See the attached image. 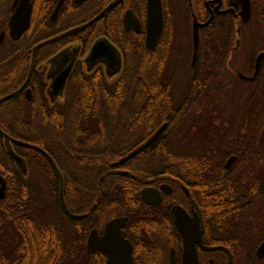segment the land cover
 Segmentation results:
<instances>
[{"label":"flooded vegetation","instance_id":"1","mask_svg":"<svg viewBox=\"0 0 264 264\" xmlns=\"http://www.w3.org/2000/svg\"><path fill=\"white\" fill-rule=\"evenodd\" d=\"M114 1L0 0V35H3L0 69L5 65V46L7 51L12 47L11 52L18 53L22 52L26 40L40 39L30 47L29 64L31 72L37 71L45 76L46 92L50 83L47 76L61 73L73 59L62 97L76 69L86 80H90V75L100 74L108 81L88 84L84 104L90 107L121 106L122 89L127 86L115 82L129 53L135 58L146 55L151 61L146 71L149 75L161 74L164 81L166 73L172 77L167 83L128 86L131 92L128 116L88 118L86 136L93 142H86L83 151L99 154L129 148L105 167L109 177L128 179L136 195H103L99 199L83 196L82 200L87 202L86 211L68 214V217L73 222L83 221L87 229L79 235L76 228L69 227L72 238L67 244L68 263L170 264L173 258V264H251L240 257L249 250L255 253L264 241V237L259 241L253 237L264 221V59L256 70V58L261 52L253 54L248 51L252 32L250 20L255 10L252 0L247 21H243L240 15V0H160L162 12L173 11L172 15L175 11L184 12V23L187 27L191 25V33L194 19L200 24L210 20L208 25L199 29V52L194 64L192 37L190 48L187 43L183 48L182 43L176 47V54L171 51L172 16L166 24L164 12L162 32L152 48L147 47L148 0H119L87 28L67 33L92 20ZM15 11L20 14L30 11L29 26L18 40L10 36L9 24ZM54 11L58 12L52 18ZM90 11L97 12L89 18ZM127 11L137 21L129 23L128 30L124 24ZM217 19H229L231 26L230 52L226 56L225 69L212 84L195 85L190 80L193 71L205 60L215 58L211 52L200 53V37L202 33L210 34ZM113 23L121 27L117 42L110 41L105 34L92 37L87 33L93 25L105 33L104 29L111 25L112 29ZM101 37L117 49L121 64L117 74H114L117 60L86 61L92 45ZM201 69L204 71L203 67ZM177 75H184L185 79L176 85L173 78ZM17 95L29 99L30 89L26 85ZM3 97L5 90L0 93V99ZM48 100L53 103L59 99L51 101L48 97ZM170 100L178 107L177 130L172 135L168 133L170 117L166 115ZM203 103L210 107L205 116L199 115ZM4 104L5 100L0 102V107ZM1 116L5 118L4 109ZM159 130L152 147L122 164H115ZM175 135L178 138L179 167L173 174L169 169L175 167H153V157L174 152L170 145ZM103 139L106 142L101 143ZM2 143L5 149L3 138ZM230 159L232 161L227 165ZM31 173L27 167V173L21 174L30 179ZM104 181L105 174H102L99 183ZM146 190L159 193L158 204L150 205L144 201L141 193ZM6 192L5 179V195ZM152 194L146 197L150 202L156 201ZM175 206L183 210L189 220L198 221L200 244L183 243L171 217ZM95 209L97 213L92 216ZM116 219L122 220L120 228L108 231V234L107 225ZM94 230L98 249L89 252V238ZM170 230L177 235V241L170 238ZM218 236H226L228 241L219 242ZM252 264H264V259L256 258Z\"/></svg>","mask_w":264,"mask_h":264},{"label":"trees","instance_id":"2","mask_svg":"<svg viewBox=\"0 0 264 264\" xmlns=\"http://www.w3.org/2000/svg\"><path fill=\"white\" fill-rule=\"evenodd\" d=\"M252 3L255 10L252 11L250 20L252 32L248 51L255 54L264 51V0H252ZM96 12L90 11L87 16L91 18ZM163 12L167 24L173 11ZM93 26L87 30L89 36L105 34L110 41L117 42V32L121 29L118 23H113L112 29V25L107 28L111 31L104 29L105 33H101L98 26ZM231 36L229 19H217L210 34H201L200 53L208 51L213 53L215 58L205 60V63L200 64L197 70L193 71L190 80L195 85L212 84L217 75L225 69L226 56L230 52ZM38 40L40 39L35 38L29 42L26 40L22 52L18 53L11 52L14 49L12 47L7 51L5 46V65L0 69V93L5 90L6 96L25 82L30 69V47L34 41ZM150 65L151 61L146 55L141 58H135L132 53L126 55L123 71L115 82L127 86L122 89V104L118 107L85 105L88 84H104L108 81H105L100 74L90 75L88 78L90 80H86L78 69L71 74L64 96L53 103L49 102L46 95L45 76L32 70L27 83V88L30 89L29 99L24 95H17L6 100L0 107V129L16 140L41 149L54 161L56 169L62 176V196L67 210L66 213L62 208L59 199V178L49 159L33 147L14 144L15 153L25 160L26 166L40 173L48 181L54 209L60 216L57 221L43 222L32 215L40 204L32 192L31 178L26 176L25 179L17 169L4 149L0 137V174L7 181L6 195L0 200V235L14 234L16 240V247L12 252H8L0 240V264H69L66 256L67 225L76 228L79 235L87 229L83 221L73 222L68 217V214L75 215L86 211L84 207L87 202L82 200V197L89 195L91 198L99 199L103 195L128 197L136 195L128 179L109 177V171L105 167L109 162L128 152L129 148L117 149L114 153L99 154L86 153L83 148L87 146L86 142H93L86 136L88 118L130 115L131 92L128 86L167 83L162 79L161 74L149 75L146 72ZM3 109L5 118L1 116ZM177 110L178 107L170 100L166 115L170 117L168 133L171 135L177 130ZM104 142L106 140H101V143ZM153 167H175L170 168L169 172L176 174V167H179V155L172 151L154 155ZM102 174H105V181L100 184L99 177ZM92 212V216H95L97 210ZM169 234L170 238L177 241V235L173 230H170ZM218 241L227 242L228 240L226 236H218ZM253 253L252 250L246 251L243 253L245 256L240 259L249 260L252 264L256 261Z\"/></svg>","mask_w":264,"mask_h":264},{"label":"water","instance_id":"3","mask_svg":"<svg viewBox=\"0 0 264 264\" xmlns=\"http://www.w3.org/2000/svg\"><path fill=\"white\" fill-rule=\"evenodd\" d=\"M83 1H86V0H75L76 3H81ZM118 1L119 0H116L113 3H111L106 10L99 13L96 17H94L89 22H87L81 26L75 27V28L69 30L67 33H73V32H77V31H80V30L87 28L93 22L98 20L101 16L106 14L108 12L107 10L109 8H111ZM239 3L241 5V9H242L240 11V15L242 17V20L247 21L250 17V14H251L250 0H240ZM147 7H148V11H147V16H146V27H145V29H146V41H147V47L152 48V46L155 44V42L159 38V36L162 32V29H163V12H162V6H161L160 0H148V6ZM57 12L58 11H54L52 18L56 16ZM29 18H30V11H25L24 14H22V13L20 14V11H15V13L13 14V16L10 19V24H9L10 25V36L13 40H18L22 36V34L27 30V28L29 26ZM133 22L137 23L136 19L132 15V13L130 11H127L125 14V17H124L125 28L128 30V27H129L128 24L129 23L133 24ZM209 22H210V20H208L204 24H200L195 19L193 20V23H192V46H193L192 62H193V64L195 63V61L197 59L198 52H199V29L208 25ZM2 38H3V35H0V43L2 41ZM263 59H264V52H261L260 54H258V56L256 58V70H258L260 68V64H261V61ZM98 60H102V61L106 60V61H110V62L117 60L116 64H114V67L116 66L114 74H117L120 71L121 64H120V57H119V54L117 52V49L105 37L99 38L92 45V47L89 50V53L86 57V61H89L92 63L96 62ZM73 63H74V59L66 67V69L64 71H62L61 73H59V74L55 73V74L47 76V79L50 81V83H49V86L47 88L46 95L49 97V99L51 101H54L57 98L58 99L62 98V94L64 92V88H65L67 79H68L70 72L72 70ZM30 73H31V67L29 69L28 76H27L25 82L23 83V85L21 86V88L10 93V94H8V95H6L3 98H1L0 102H2L4 100L5 101L9 100V99L13 98L14 96H16L19 92L24 90V88L26 87V85L28 83ZM27 93H29V91H27ZM159 132H160V130L153 137H151L145 144H143L139 148L131 151L129 154H127L125 157L121 158L115 164H122V163L134 158L135 156H137L141 152L147 150L149 147H152L154 145L158 135H159ZM0 135L3 138L5 150H6L7 154L9 155V157L14 162L17 169L22 174L27 173V166H26L25 160L15 153L13 146H12L14 144L35 148L36 150L43 153V155H45L49 159L51 165L56 169L55 163L41 149L34 147V146H31V145L24 143L22 141L13 139L11 136L4 133L1 129H0ZM231 161H232V159H230L227 162V165L230 164ZM56 173H57V176L59 178L60 200H61V203L63 205V208L66 210V207H65V204L63 201V196H62V189H63L62 176L57 169H56ZM121 174H126V173H121ZM152 193H153L152 190H146V191H143L141 193V196L146 203H148L150 205H156L159 202V199L157 198V197H159V193L158 192L153 193V194ZM149 194H152L156 198V201H154V202L148 201L146 199V197ZM4 197H5V179L0 175V200H2ZM66 212H67V210H66ZM171 217H172V220L174 222L175 228H176L177 232L179 233V235L181 236L184 244H195V243L200 244V242H201V230H200V227L198 225L197 220H194V222L189 220L187 218L186 214L184 213V211L181 210L178 206H175L172 208ZM121 224H122V220H120V219H116V220L111 221L106 227V232L109 234L108 231H111L114 229L115 230L119 229ZM96 239H97V234H96V231L94 230L91 232V236L89 238V244H88L89 245V249H88L89 252H92L94 249H98V243H97ZM254 255L259 260L264 259V241H262L259 244V246L255 250ZM170 264H173V258H171ZM229 264H230V262H229Z\"/></svg>","mask_w":264,"mask_h":264},{"label":"rangeland","instance_id":"4","mask_svg":"<svg viewBox=\"0 0 264 264\" xmlns=\"http://www.w3.org/2000/svg\"><path fill=\"white\" fill-rule=\"evenodd\" d=\"M185 15L183 11H175L172 15V35H173V43L171 51L173 53H177L176 47H179V44H182V47L185 43H187L190 48L191 43V25L186 26L184 23ZM183 48H186L185 46ZM190 50V49H189ZM175 54H171V57H176ZM163 78L167 81V79L172 80L171 74L166 73L163 75ZM185 79L184 75H177L173 78V84L182 83ZM175 85V86H176ZM210 107L208 103H203L201 107V113L199 115L205 116L206 113L209 114ZM171 149H174V152H177L178 147V138L175 135L173 139H171ZM32 177L30 179V184L32 187V192L34 196L38 198V204H40L37 210L32 212V215L38 219V221L48 222V221H57L58 213L54 209L53 200L50 195V187L48 181L37 171L32 169ZM262 228V229H261ZM69 226L67 225L66 229V241L69 243L72 236L69 235ZM254 240L259 241L264 237V221H262L259 230L256 235L253 236ZM0 240L2 241V245H4L8 252H12L16 247V240L14 238V234L6 233V235H0ZM4 239V240H3ZM5 242V244H4ZM67 256V253H66Z\"/></svg>","mask_w":264,"mask_h":264}]
</instances>
